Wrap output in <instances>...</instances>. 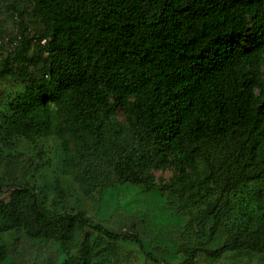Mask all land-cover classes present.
<instances>
[{"label": "trees", "instance_id": "trees-1", "mask_svg": "<svg viewBox=\"0 0 264 264\" xmlns=\"http://www.w3.org/2000/svg\"><path fill=\"white\" fill-rule=\"evenodd\" d=\"M4 80L0 264L264 256V0H0ZM54 137L90 212L48 207L18 150Z\"/></svg>", "mask_w": 264, "mask_h": 264}, {"label": "rangeland", "instance_id": "rangeland-1", "mask_svg": "<svg viewBox=\"0 0 264 264\" xmlns=\"http://www.w3.org/2000/svg\"><path fill=\"white\" fill-rule=\"evenodd\" d=\"M14 85L11 81L0 82V102L3 101L9 94L13 92ZM20 89V87H18ZM118 117L123 120L122 114L119 112ZM26 155H31L34 164L39 165L38 173L35 176L38 189H44L47 201L46 205L50 206H65L69 210H82L90 212L95 198H87L78 188L72 177L63 174V150L60 141L57 138H52L48 142H39V147L28 144L26 141H21L18 147ZM43 154H42V153ZM37 153H40L37 154ZM151 175L154 177L157 184H168L177 177V171L174 166L163 169L152 168ZM61 186L66 191V198L60 199L56 193V187ZM119 189L114 190V194L118 195ZM1 196V195H0ZM2 197V196H1ZM140 198V197H138ZM137 198V200H138ZM109 201L107 195H103V203ZM59 208V207H58ZM163 217L158 218L162 220ZM181 222L187 220V215L182 214L179 218ZM164 221V220H163ZM177 224V222H175ZM201 232H196L192 237L190 244L193 247H198L203 243L204 239ZM19 234L10 236L8 239L14 242L15 238H19ZM224 240V236L220 235L214 245H210L208 249L214 250L219 247ZM204 247V246H202ZM119 264H159L147 260L141 254L138 245L133 243H122L118 251ZM264 264V256H256L249 254H227L221 260L213 262L201 253L196 259V264Z\"/></svg>", "mask_w": 264, "mask_h": 264}, {"label": "water", "instance_id": "water-1", "mask_svg": "<svg viewBox=\"0 0 264 264\" xmlns=\"http://www.w3.org/2000/svg\"><path fill=\"white\" fill-rule=\"evenodd\" d=\"M11 190H15V188L12 189H4L2 184L0 183V195L3 194L2 197H0V202H5L9 199V193Z\"/></svg>", "mask_w": 264, "mask_h": 264}, {"label": "flooded vegetation", "instance_id": "flooded-vegetation-1", "mask_svg": "<svg viewBox=\"0 0 264 264\" xmlns=\"http://www.w3.org/2000/svg\"><path fill=\"white\" fill-rule=\"evenodd\" d=\"M1 196H3V194H1ZM1 196H0V197H1Z\"/></svg>", "mask_w": 264, "mask_h": 264}]
</instances>
